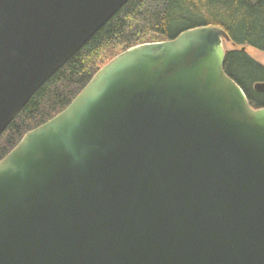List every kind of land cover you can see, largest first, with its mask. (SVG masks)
<instances>
[{"label": "water", "instance_id": "water-1", "mask_svg": "<svg viewBox=\"0 0 264 264\" xmlns=\"http://www.w3.org/2000/svg\"><path fill=\"white\" fill-rule=\"evenodd\" d=\"M128 1L0 0V135ZM224 42L129 47L26 133L0 161V264H264V107Z\"/></svg>", "mask_w": 264, "mask_h": 264}, {"label": "trees", "instance_id": "trees-1", "mask_svg": "<svg viewBox=\"0 0 264 264\" xmlns=\"http://www.w3.org/2000/svg\"><path fill=\"white\" fill-rule=\"evenodd\" d=\"M216 26L234 48L224 72L253 109L264 107V65L246 47L264 51V0H129L28 100L0 135V161L24 135L62 112L94 74L129 47L174 39L182 31Z\"/></svg>", "mask_w": 264, "mask_h": 264}, {"label": "rangeland", "instance_id": "rangeland-1", "mask_svg": "<svg viewBox=\"0 0 264 264\" xmlns=\"http://www.w3.org/2000/svg\"><path fill=\"white\" fill-rule=\"evenodd\" d=\"M232 48L234 47L233 45H231V43L224 42L225 51L231 50ZM245 50L252 58H254L258 62H260L262 65H264V51H258L251 47H246Z\"/></svg>", "mask_w": 264, "mask_h": 264}]
</instances>
